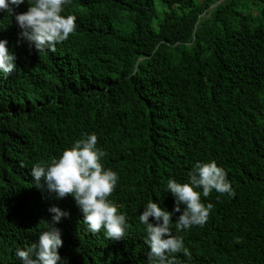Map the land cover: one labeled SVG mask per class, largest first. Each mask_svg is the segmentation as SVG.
Here are the masks:
<instances>
[{
  "label": "trees",
  "instance_id": "obj_1",
  "mask_svg": "<svg viewBox=\"0 0 264 264\" xmlns=\"http://www.w3.org/2000/svg\"><path fill=\"white\" fill-rule=\"evenodd\" d=\"M64 14L76 32L39 53L0 11L16 64L0 76V264H21L15 250L38 241L52 206L69 213L56 224L66 264H145L143 206L172 211L167 180L209 160L235 196L202 197L215 207L203 227L178 233L191 253L178 264H264V0H71ZM93 132L120 177V239L92 234L73 197L57 199L31 174Z\"/></svg>",
  "mask_w": 264,
  "mask_h": 264
},
{
  "label": "clouds",
  "instance_id": "obj_2",
  "mask_svg": "<svg viewBox=\"0 0 264 264\" xmlns=\"http://www.w3.org/2000/svg\"><path fill=\"white\" fill-rule=\"evenodd\" d=\"M24 3L25 0H0V11L14 14L20 30L18 43L26 41L39 53L55 52L58 44L76 32L77 17L64 14L71 0H27V10L15 12ZM7 45L6 39H0V76L3 77L16 70L15 54ZM104 157L105 151L98 146L97 134L85 133L58 157L34 163L31 174L37 184L43 178L57 199L66 195L73 197L83 214L84 224L92 234L103 230L106 239H120L126 236L129 222L127 213L120 210L122 205L112 198L119 174L105 166ZM164 191L174 197L172 211L162 207L159 201L150 199L139 214L144 242L149 249L145 264H178V253L190 257L184 236L178 233L206 224L215 205L205 202L202 197L207 198L213 191L235 196L225 169L215 160L195 162L186 181L170 177ZM49 211L53 214L51 221L44 223L38 241L15 250L21 264H66L58 251L63 240L61 229L56 224L69 213L56 206L50 207ZM173 216H176V234L172 228Z\"/></svg>",
  "mask_w": 264,
  "mask_h": 264
},
{
  "label": "rangeland",
  "instance_id": "obj_3",
  "mask_svg": "<svg viewBox=\"0 0 264 264\" xmlns=\"http://www.w3.org/2000/svg\"><path fill=\"white\" fill-rule=\"evenodd\" d=\"M157 5H159L158 3H156Z\"/></svg>",
  "mask_w": 264,
  "mask_h": 264
},
{
  "label": "water",
  "instance_id": "obj_4",
  "mask_svg": "<svg viewBox=\"0 0 264 264\" xmlns=\"http://www.w3.org/2000/svg\"><path fill=\"white\" fill-rule=\"evenodd\" d=\"M220 1V0H219Z\"/></svg>",
  "mask_w": 264,
  "mask_h": 264
}]
</instances>
